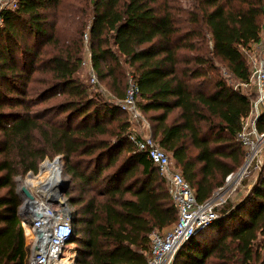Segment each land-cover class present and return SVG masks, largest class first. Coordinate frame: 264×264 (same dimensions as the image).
Wrapping results in <instances>:
<instances>
[{
  "label": "trees",
  "instance_id": "1",
  "mask_svg": "<svg viewBox=\"0 0 264 264\" xmlns=\"http://www.w3.org/2000/svg\"><path fill=\"white\" fill-rule=\"evenodd\" d=\"M188 1L190 12L172 0H17L15 9L0 11V264H28L15 180L55 156L69 176L65 197L80 206L72 213L76 264H145L151 233L176 222L163 179L135 151L127 117L117 118L126 114L78 79L85 30L98 80L122 100L121 79H134L152 138L198 203L241 167L236 135L249 100L213 60L237 82L248 81L244 53L260 41L264 0ZM41 45L51 49L39 68ZM40 70L49 77L21 89ZM56 94L54 106L32 111ZM256 128L264 133V110ZM173 264H264V154L248 191L186 241Z\"/></svg>",
  "mask_w": 264,
  "mask_h": 264
},
{
  "label": "built area",
  "instance_id": "2",
  "mask_svg": "<svg viewBox=\"0 0 264 264\" xmlns=\"http://www.w3.org/2000/svg\"><path fill=\"white\" fill-rule=\"evenodd\" d=\"M16 5L17 0H0V11L13 10ZM1 21L0 19V23ZM84 38L87 40V34ZM257 47L260 48V56L252 65L248 81L232 85L236 91L247 96L249 100V113L242 120L241 129L236 135V141L244 151L243 171L238 180L250 179L252 175L258 173L260 159L264 154V133H259L256 128V121L264 110V15L263 31ZM82 65L88 66L91 84H98L91 66V55L89 62L87 64L83 62ZM138 94L139 89L134 79L127 75L125 95L117 105L126 114L131 128L142 130L139 135L130 134L129 139L135 151L146 154L148 160L157 169L177 212L176 222L169 231L151 233L150 248L145 264H173L175 255L181 246L198 231L208 227L221 212L226 211L229 202L224 194L225 186L218 189L223 192L216 193V197L212 196L203 203L196 201L193 190L181 172L174 167L170 155L161 149L152 138L149 122L138 107ZM45 163L55 162L45 161ZM58 168L61 174L59 165ZM30 175L32 174L29 172L24 177L16 178L19 194L20 188L25 187L32 196V200H28L20 194L21 206L19 208V217L21 213L26 215L25 218L20 217L21 230L24 231L25 238H30V243H27L30 249L28 264H64L65 259H68V264H76L77 250L75 244L71 242L72 212L67 198L64 196L61 204L51 205L47 202L46 191L33 190L25 185ZM232 175L227 176L225 185Z\"/></svg>",
  "mask_w": 264,
  "mask_h": 264
},
{
  "label": "rangeland",
  "instance_id": "3",
  "mask_svg": "<svg viewBox=\"0 0 264 264\" xmlns=\"http://www.w3.org/2000/svg\"><path fill=\"white\" fill-rule=\"evenodd\" d=\"M172 3H175L177 6H179L180 8H182L183 10H185L187 12L192 11L191 2L188 1V0H172ZM49 21L50 22H53L54 20L53 19H50ZM85 34H87V40H85V38H84V35ZM207 39H209V37H207ZM28 41H29L30 44H32L34 42L32 39L31 40L29 39ZM89 44H90L89 36H88L87 31L85 30L83 36L81 38H79L81 62H80L79 70H78V73H77L78 79L88 88V93L89 94H92V95L95 94L96 96H98L100 99H102L103 101H105L107 103L112 102V103L117 104L120 100H118L114 96L113 91L107 85V81L100 82L98 80L97 75H96V78L98 80V84L93 85V84H91V82L89 80L88 66L82 65L83 62L85 64H87L89 62V57H90V54H91V50H90ZM206 45H207V48H209V50H210L211 47H212L211 46V42L208 41L206 43ZM50 49H51V46L50 45H41L40 46V52L41 53H40L39 56H37V59H36V65H37V67L41 68L40 67V60H44V59H47L48 58L47 51H49ZM195 54H198V53H196V52H192V53H189L188 52L187 53V55H189V56L195 55ZM244 55H245L246 62H247L248 66H249V68L251 70L253 63H255L259 59V56H260V48L257 47V46H255L249 53H244ZM17 58H19V53L17 54ZM28 61H30V59ZM213 63L215 64V67H216V70H217L216 72L223 79H225L228 84L234 85L236 83V80H234V78L227 72V70L225 69V67L222 64H220L217 60H213ZM125 68L127 69V67H125ZM48 77H49V74L47 72L41 71V70L40 71H36V72H33L31 74V77L29 78L28 81H26V83H21L19 85L21 86V89L26 88V90L28 91L33 86L34 87H38L39 86V84H37V83L35 84L34 81H36V80H38L40 78L47 79ZM126 82H127V76H125V77H123L121 79V82H120V85H119V90L123 94V96L125 95V91H126ZM58 100H61V96L59 97L56 94V95L50 97L48 100H46V101H44V102H42V103H40V104L35 105L34 107H32V111L39 112V111H41L43 109L51 108L52 106H54L57 103ZM27 105H28V103H27ZM126 117L127 116H124L123 114H120V115L117 116V118H119L118 120H124ZM118 120H114L112 123L109 124V126L112 127V128H115L117 126V124H118L117 123ZM129 131L131 132V134H133V135L136 136V135L141 134V131L142 130L137 129V128L136 129H133V128H131V125H129ZM45 161L50 162V163L51 162L58 163L59 166L61 167V174H60L61 175V179L67 180V181L69 180V176L66 175V174H64V166H63V161H62L61 156H55L52 159H48V158L45 159L39 165L38 171H37L36 174H32L31 173L33 175V178H29L28 177L29 178L28 180L35 181L37 183L36 185H38V186L37 187L28 186V187H30L32 189L33 188H38V187L39 188L45 187L44 184H45L46 179L44 177H46V175H44L43 173H45L46 170L49 167L48 168L46 167L44 170H42L43 172L40 171V168L45 163ZM261 161H262V158L260 159V162ZM47 165H48V163L45 166H47ZM242 167H243V163H242L241 167L237 170V172L232 175V177L229 180V182L226 183L225 187L223 188V190L226 191V192H224V194L228 198L229 207L232 206V205H235L237 203V201L239 200V198L241 196H243L248 191V189L250 188L251 184L253 183V181L257 177V173H255V175H252V177L250 179H241V180L235 181L236 180V175H237V173L239 172V170ZM71 188H74V187L72 186ZM223 190L222 191H218V190L215 191V193L213 194V197H216L215 196L216 193H221V192H223ZM3 193H4V191H1V194H3ZM78 194H79L78 191H74L70 195V197L71 198L76 197ZM68 206H69V208H70V210H71L72 213H75V212H77L80 209V206H75L72 203H70V201H68ZM22 232H24V231L22 230ZM26 243H28V244L30 243V238L29 237L26 238ZM77 246L78 245L76 244L75 245L76 250H77ZM76 255H77V251H76Z\"/></svg>",
  "mask_w": 264,
  "mask_h": 264
},
{
  "label": "water",
  "instance_id": "4",
  "mask_svg": "<svg viewBox=\"0 0 264 264\" xmlns=\"http://www.w3.org/2000/svg\"><path fill=\"white\" fill-rule=\"evenodd\" d=\"M242 171H243V167L237 173L235 181L239 179ZM69 185H70L69 181L58 179L52 186H49L47 188V191H46L47 196H48L47 202L54 206L57 204H61L62 198L66 196V194L69 191ZM20 194H22L24 198L28 200H32V196L29 194V192L27 191L25 187L20 188ZM20 217L25 218L26 217L25 213H21ZM30 224L32 225L31 222ZM38 254L39 253H37V255Z\"/></svg>",
  "mask_w": 264,
  "mask_h": 264
},
{
  "label": "bare ground",
  "instance_id": "5",
  "mask_svg": "<svg viewBox=\"0 0 264 264\" xmlns=\"http://www.w3.org/2000/svg\"><path fill=\"white\" fill-rule=\"evenodd\" d=\"M46 164L47 163H45L40 169V171L43 172L42 170H44L46 167L47 168L49 167L48 168L49 170L47 169L46 172H45L46 174L43 173L44 175H46V177H44L46 179L45 184L43 183L45 187H43V188L42 187L41 188H39V187L38 188H33L34 190H37V191H41L42 190L43 192H45V191H47V188L49 186H52L58 179H61L60 168H58L59 164L58 163H53V164H49L48 163V165L45 166ZM29 178H33V175H30ZM27 180L25 182L26 186H31V187H37L38 186V185H36L37 183L35 181H33V180L32 181L31 180L27 181ZM63 262H64V264H68V259H65Z\"/></svg>",
  "mask_w": 264,
  "mask_h": 264
},
{
  "label": "crops",
  "instance_id": "6",
  "mask_svg": "<svg viewBox=\"0 0 264 264\" xmlns=\"http://www.w3.org/2000/svg\"><path fill=\"white\" fill-rule=\"evenodd\" d=\"M236 83H238V82L236 81ZM149 125H150V124H149ZM150 133H151V128H150ZM168 229L170 230L171 227H170V228H167V229H165V230H163L162 233H165V232L169 231Z\"/></svg>",
  "mask_w": 264,
  "mask_h": 264
}]
</instances>
